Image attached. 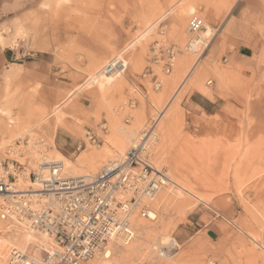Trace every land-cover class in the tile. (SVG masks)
Segmentation results:
<instances>
[{"label": "rangeland", "instance_id": "1", "mask_svg": "<svg viewBox=\"0 0 264 264\" xmlns=\"http://www.w3.org/2000/svg\"><path fill=\"white\" fill-rule=\"evenodd\" d=\"M182 2L194 4L193 15L215 33L209 46L200 48L196 57L186 45L193 36L198 34L199 38L200 32L189 35L191 15L180 13ZM233 2L41 0L37 10L23 22L0 29L6 46H15L24 56L29 53L36 32L40 42L48 36L54 42L57 60L64 64L62 70L80 75L70 91L59 92L62 96L60 104L54 105L56 108L40 109L33 98L15 99L11 92L3 96L4 115L12 105L20 106L25 114L8 118L12 127L0 143V161L6 158L7 147H13L15 140L26 134L45 141L40 154L30 151L23 158H15L26 165V176L18 180L19 189L30 185L27 176L36 171L38 159L46 158L43 155L50 158L51 149L55 150L50 135L54 128L69 132L66 122L77 126L76 144L70 154L64 155L75 162L82 155L95 154V167H99L93 168L97 170L91 171L92 176L124 154L144 124L165 109L174 95L168 106L170 115L159 121L156 128L153 164L163 169L168 179L172 176V180L180 181L179 185H188L186 189L193 190L191 193L203 202L168 184L148 205L156 220L134 221L145 222L151 232L130 230V241L109 246L88 264H103L108 250L113 253L110 264H264V48L247 63L231 62L225 37L217 25ZM242 4L254 6L252 13L260 14L258 19L264 22V0H242ZM220 42L222 45L211 57V50ZM172 48L174 59L166 73L167 51ZM115 58L123 60L124 73L101 74L107 62ZM194 61L196 64L185 76ZM166 79L172 86L165 85ZM182 80L183 86L176 92ZM203 85L210 91L209 99L217 100L215 103L223 106L224 115L230 119L224 136L218 132L205 136L197 128L199 125L191 122L193 115L187 112L191 102L207 104L200 97L191 96L199 90L207 94L200 89ZM57 108L60 112L56 115ZM114 118L118 121L114 122ZM201 118L208 120L205 115ZM172 120L173 128L163 141L161 130ZM132 125L136 130L133 141L126 142L124 151L117 149L114 140L120 135V128L133 130ZM88 132L98 137L97 144L88 141ZM105 142L113 149L107 157L100 155ZM1 215L0 241L19 239L18 231H7L10 221L5 213ZM165 236L172 240L168 246L160 245ZM32 248L30 245L27 251ZM8 251L6 264L11 249Z\"/></svg>", "mask_w": 264, "mask_h": 264}, {"label": "built area", "instance_id": "2", "mask_svg": "<svg viewBox=\"0 0 264 264\" xmlns=\"http://www.w3.org/2000/svg\"><path fill=\"white\" fill-rule=\"evenodd\" d=\"M203 27L198 16L192 15L188 20L190 34H197ZM173 59L172 48L167 51L166 73ZM104 69V75H113L124 73L126 65L115 58ZM159 116L156 113L147 121L123 155L93 176L74 181L60 178V165L47 164V160L41 159L36 171L28 177L39 187L18 189L15 183L26 165L15 158H23L30 151L40 154L45 141L26 134L15 140L13 147L8 146L6 158L0 161L1 208L17 228L44 234L51 241L47 250L42 251L40 262L12 249L9 264H87L109 245L130 241L131 219L148 218L147 201L169 183L165 171L155 168L152 160ZM87 139L91 144L99 142L90 132ZM45 166L46 177L40 170Z\"/></svg>", "mask_w": 264, "mask_h": 264}, {"label": "crops", "instance_id": "3", "mask_svg": "<svg viewBox=\"0 0 264 264\" xmlns=\"http://www.w3.org/2000/svg\"><path fill=\"white\" fill-rule=\"evenodd\" d=\"M236 1L234 0L229 6V12L220 20L217 29L225 37V47L231 62L247 63L252 56H256L264 48V22L258 19L260 14L252 13L254 6L245 7L242 0ZM40 2L41 0H0V29L12 28L15 22H23L27 16L37 10ZM36 33L35 38L31 40L27 56L21 54L19 49L15 50V46L0 47V143L6 138L7 129L12 127L8 118L25 114V111L20 110V106L15 108L12 105L9 113L6 114L5 111L4 115L3 96L11 92L15 99L33 98L32 102L40 109L48 110L58 103L62 96L60 91H70L71 85L79 82V73L75 72L71 75L69 71L62 70L64 64L57 60L54 42L51 43L48 36L45 37V41L40 42L38 32ZM219 44L211 50V57L215 56L219 46L222 45L221 42ZM200 89H205L207 94L199 90L193 92L191 96L196 95L207 104L191 102L192 104L188 106L190 110L187 111L193 115L191 122L199 125L197 128L201 134L210 135L218 132L224 136L229 126V117L224 115L223 106L215 103L217 100L209 99L211 94L207 86H200ZM202 115L208 120L201 118ZM66 127L71 131L67 132L57 127L50 132L54 141L53 147L63 155L70 154L77 141V137L74 136L77 126L66 122Z\"/></svg>", "mask_w": 264, "mask_h": 264}, {"label": "bare ground", "instance_id": "4", "mask_svg": "<svg viewBox=\"0 0 264 264\" xmlns=\"http://www.w3.org/2000/svg\"><path fill=\"white\" fill-rule=\"evenodd\" d=\"M194 5V4H193ZM193 5H190V3L188 2V3H183L182 2V6L184 7V6H186L187 8L186 9H184L183 7L180 9L181 11H180V13L184 16V15H193V14H195V7L193 6ZM47 7V6H46ZM32 14V13H31ZM180 14V15H181ZM181 15V16H182ZM33 19V18H32ZM23 21V20H22ZM27 22V21H26ZM199 33V32H198ZM214 31L208 26V25H204V27H203V30L202 31H200V33H199V38H198V34L196 35V36H193V40H191V41H188V43H187V45H186V48H187V50L188 51H190V52H192L193 53V55H195V57L196 56H198V55H196L198 52H199V50H200V48H202L203 46H204V48H202L203 50L204 49H206L207 47H208V44L210 43V41H211V39L213 38V36H214ZM189 35H190V32H189ZM144 37H146V35L144 36ZM143 37V38H144ZM0 47H2V48H5L6 47V38L3 36V35H1L0 34ZM190 54V53H189ZM200 54H201V52H200ZM199 54V55H200ZM187 56V55H186ZM196 60H198V59H196ZM111 61H113V59L112 60H110V61H108L107 62V64L108 63H110ZM179 62H180V60H179ZM179 62H177V63H179ZM182 63V62H181ZM106 64V65H107ZM194 64H196V61H194L193 62V64H191V66H189V68H188V71H187V73H186V75L191 71V69L193 68V66H194ZM181 65V64H180ZM105 67V66H104ZM103 69V68H102ZM101 74H104L103 73V71L101 72ZM97 77H99V75H97ZM171 79V78H170ZM175 79V78H174ZM173 79V80H174ZM170 80H167L166 79V81H165V85H170V86H172V84H170ZM172 83V82H171ZM175 83V82H174ZM176 84V83H175ZM182 85V84H181ZM181 85H179V87H177V91L176 92H178V90L180 89V86ZM175 89H176V86H175ZM157 90H158V88H157ZM171 97V96H170ZM173 97H174V95H173ZM172 97V98H173ZM172 98L170 99V101H169V104L171 103V101H172ZM169 100V99H168ZM159 101V100H158ZM168 103V102H167ZM157 104V103H156ZM158 104H160V103H158ZM169 104L166 106L165 105V109H163V110H161L160 112H157V113H160L161 114V116H159V121H161L162 119H164L168 114L170 115V111H169V108H168V106H169ZM173 110V109H172ZM109 111V110H108ZM169 111V112H168ZM59 109L57 108V109H55L54 110V113L57 115V114H59ZM114 117V116H113ZM153 117H155V115L153 116ZM113 121L114 122H117L118 120H116V118H114L113 119ZM172 122H173V120L171 121V123H170V125L168 126L167 124H166V126L161 130V138L163 139V141H165V139L169 136V134H170V132H171V130H172V128H173V124H172ZM159 123V122H158ZM136 124V123H135ZM145 125V124H144ZM119 127V126H118ZM132 127V129L133 130H130L128 127H127V130L125 129L126 127H124V128H120V135L118 136V137H115V140H114V145L116 146V148L117 149H120V150H123L124 149V147H125V144H126V142H129V143H131L132 141H133V139H134V136H135V132H136V130H134L135 128H133V125L131 126ZM135 127V126H134ZM116 129V128H115ZM129 129V130H128ZM118 131V130H117ZM116 131V132H117ZM114 132H115V130H114ZM155 134H156V141H157V132H155ZM96 136V135H95ZM137 136V135H136ZM171 136V135H170ZM98 138V137H97ZM113 139V138H112ZM111 139V140H112ZM161 139V140H162ZM169 139V138H168ZM167 139V140H168ZM99 140V139H98ZM110 142V141H109ZM106 143V142H105ZM111 144H112V142H110ZM3 144V143H2ZM9 145V144H8ZM1 146V145H0ZM77 149H79V148H77ZM129 149V148H128ZM100 150V149H99ZM98 150V151H99ZM111 150H113V149H111L108 145H107V143L103 146V147H101V151H100V155L102 156V155H106V157L108 156V155H110V154H112V152L113 151H111ZM124 151V150H123ZM51 152L52 153H49V154H52L51 156H50V158H47V156L46 155H43V157H46V158H44L45 160H47L46 162H47V164H57V165H60L61 167H60V178H62V179H64V180H69V181H74V180H76V179H79V178H83V177H91V171L93 170V168L96 166V162H95V160H96V158H97V156H95V154L94 155H82V156H80L75 162H71L70 160H68L65 156H63L61 153H59V152H57V151H52V149H51ZM153 153V152H152ZM123 155V154H122ZM100 156V157H101ZM39 157H41V155L39 156ZM38 157V158H39ZM96 157V158H95ZM153 158V157H152ZM101 160H103V159H101ZM105 160V159H104ZM103 160V161H104ZM34 161V163H36L37 161H35V160H33ZM38 161H39V163H40V160L38 159ZM112 161V160H111ZM114 161V160H113ZM154 165V164H153ZM99 167V166H98ZM98 167H95V168H98ZM155 167V166H154ZM156 168V167H155ZM42 169V171H43V173H44V176L46 177L47 176V174H48V168H47V166H45V167H42L41 168ZM40 169V170H41ZM95 170H97V169H95ZM95 170H93V171H95ZM30 174V173H29ZM29 174H28V176L27 177H29ZM46 174V175H45ZM25 171H24V173L22 174V176L20 175V176H18V178H17V182L15 183V186H18V183L20 182H18V180H19V178H24L25 176ZM93 176V175H92ZM172 178V176L170 177V179ZM176 178V177H175ZM26 179V178H25ZM24 179V180H25ZM170 179H168L169 180V183L168 184H172L174 187H176V188H178L179 190H181V191H183V192H185L187 195H189V196H192V197H194V198H196L198 201H200V202H203V199H201V197H197L196 195H194L193 193H191L192 191L189 189V187H188V189L189 190H187L186 189V187L188 186H184V184L182 183V186L181 185H179V183L178 182H180L178 179H175V180H177V182L176 181H174V180H170ZM28 181V180H27ZM40 182V181H39ZM23 183V182H22ZM28 184V183H27ZM30 184V185H29ZM29 186L28 187H32V188H38L39 187V185H38V183H36V184H33V182L32 181H30L29 180ZM167 184V185H168ZM167 185L165 186V187H167ZM27 187V188H28ZM164 187V188H165ZM26 188V189H27ZM164 188H161L159 191H161V190H163ZM191 188V187H190ZM19 189V188H18ZM20 190H25V189H20ZM158 191V192H159ZM157 195V194H156ZM156 197V196H155ZM155 197L151 200V201H147V216H148V218H143V219H148V220H150V221H153V220H156V218H157V216H156V214L153 212V211H150L149 210V207H148V205H149V203L150 202H154L155 201ZM167 198V197H166ZM156 204V203H155ZM154 204V205H155ZM1 205H2V202H1V198H0V212L1 213H5L3 210H2V208H1ZM157 205V204H156ZM1 213H0V224H1V226H2V224H3V221H2V219H3V216L1 215ZM148 213H152V215H148ZM153 216L155 217V219H153ZM5 218V217H4ZM138 219V217H133L132 219H131V222H130V230L132 231V232H134V233H138L141 229H148V230H150V232H151V230H152V228L150 227V226H147V225H145L146 223L145 222H143V223H145V224H143L142 222H139L138 224H136V223H134V221L135 220H137ZM141 219V218H140ZM10 221V225L8 226L7 225V231H15L16 230V232L18 231L20 234H19V236H18V238L19 239H3L2 241H0V264H6V253H7V250L9 249V251H10V249L12 250V249H16L17 251H19L21 254H23V255H25V256H28L31 260H33V261H35V262H40V260H41V258H42V251L43 250H47V248H48V246H49V244H51V241L48 239V237L47 236H45L44 234H40V233H37V232H30V231H24V230H21V229H19V228H17V226H15V223L13 222V221H11V220H9ZM2 228V227H1ZM1 230V229H0ZM8 238V237H7ZM165 241H167V242H165ZM170 242H172V240H170L169 238H168V236H165L163 239H161V243H160V245H163V246H168V245H170ZM30 245H32L33 246V248H32V250L30 251V252H28L27 250H28V247L30 246ZM113 244H111V245H109V246H112ZM109 246L106 248V249H108L109 248ZM105 249V250H106ZM104 250V251H105ZM8 251V252H9ZM103 251V252H104ZM11 252V251H10ZM136 253V252H135ZM10 254V253H9ZM106 254V253H105ZM104 254V255H105ZM159 255L160 256H162L163 254H161V253H159ZM113 256V253L112 252H109V250H108V252H107V255H106V261L103 263V264H110V258ZM95 258V257H94ZM93 259V258H92ZM91 259V260H92ZM90 261V260H89ZM88 261V262H89ZM88 262H87V264H88ZM7 264H9V258H8V263Z\"/></svg>", "mask_w": 264, "mask_h": 264}, {"label": "snow or ice", "instance_id": "5", "mask_svg": "<svg viewBox=\"0 0 264 264\" xmlns=\"http://www.w3.org/2000/svg\"><path fill=\"white\" fill-rule=\"evenodd\" d=\"M108 67L110 68L111 65H108ZM105 70H106V69H102L101 71H105ZM113 71H115V70H113ZM97 75H100V72H98ZM201 199H202V198H201ZM148 215H152V213H148ZM153 219H155L154 216H153ZM254 241H255V238H254ZM165 242H167V241H165Z\"/></svg>", "mask_w": 264, "mask_h": 264}]
</instances>
